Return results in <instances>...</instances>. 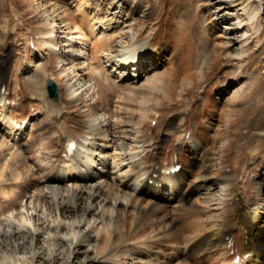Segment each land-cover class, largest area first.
<instances>
[{
    "label": "bare ground",
    "instance_id": "obj_1",
    "mask_svg": "<svg viewBox=\"0 0 264 264\" xmlns=\"http://www.w3.org/2000/svg\"><path fill=\"white\" fill-rule=\"evenodd\" d=\"M53 1L35 25L36 54L24 67V81L42 105L35 108L41 113L32 118L56 119L51 134L38 133L32 143L24 139L27 116L16 111L24 100L11 96V82L0 67V264H202V257L195 262L180 258L192 248L215 251L207 264H264V201L258 197L264 192V159L253 175L246 177V168L241 170L237 183L246 177L243 184L248 183L252 187L248 192L255 196L247 200L257 204L246 202L241 209L236 184L230 181L238 173L223 166L225 135L232 123L229 110L220 123L203 111L177 118L156 141L142 134L147 118L151 125L161 118L157 91L172 99L170 90L177 83L175 59L183 55L178 50L185 42L177 34L174 41L179 45L168 38L175 19L200 21L210 45L201 74L217 49L211 38L214 29L220 31L228 54L239 55L235 63L239 71L251 38L264 24V1L179 0L171 6V0H160L154 9L152 0H77L76 18L67 15L65 0ZM65 20L69 22L62 31ZM91 50L103 60L104 71L101 67L98 73L106 71L104 79L110 80L102 88L92 72L89 78L80 73L79 56L87 58ZM49 54L63 64L57 76L75 77H62L64 86L58 85L56 99L49 97L47 86L45 91L44 72L37 70L46 72L43 57ZM246 74L224 81L218 92H225L227 101L248 95ZM189 76L181 77L178 98L193 88ZM19 81L15 79L16 84ZM109 91H118L117 107L110 104ZM70 105L82 116L79 132L68 125L65 108ZM73 139L78 147L68 149ZM57 141L63 149H55ZM5 149H10L9 156ZM28 149L46 172L38 184L30 178L34 172L25 175ZM190 158L201 160L202 170L194 171ZM177 165L180 169L174 170ZM21 175V181L13 180ZM25 183L34 188L28 196L20 191ZM171 208L185 210L186 224L179 225ZM235 227L243 231L242 239L234 234ZM229 237L234 254L228 248Z\"/></svg>",
    "mask_w": 264,
    "mask_h": 264
},
{
    "label": "rangeland",
    "instance_id": "obj_2",
    "mask_svg": "<svg viewBox=\"0 0 264 264\" xmlns=\"http://www.w3.org/2000/svg\"><path fill=\"white\" fill-rule=\"evenodd\" d=\"M178 1L179 0H171L170 5L172 6L173 3ZM53 2V0H0V67L3 69V71H5L7 80L11 82L9 86L11 96L19 95L24 100L23 106L20 107L21 109H17L16 111H18L17 114L19 115L27 116V121L24 123L26 127L24 139L31 143L37 140L36 135L38 133L49 135L52 133V130L56 126V119L39 118V120H34L32 118L34 114L40 112L35 108L41 107L42 105L39 102V99H37L38 97L36 91H33L31 87H28L27 83L24 81V79L27 78L24 76L26 74L24 73V67L28 63H30L32 54L34 52L36 54V51H34L36 47L34 43H31L34 41L35 37L37 38V36H39L38 33H34L35 25L40 22V18L43 16L44 10L48 6L50 8L51 3ZM65 3L67 15L72 18H76L77 0H65ZM159 3H161L160 0H152L154 9L158 8ZM59 10H61V8H59L57 11ZM57 11L53 12V14H56ZM160 13H162L164 16L166 13V8L161 9ZM60 15H56V17L59 18ZM166 19L168 20V22L173 20L170 15H168ZM68 22V20H65V22H61V24H63L62 27H65L61 28V30L63 29L62 31H66ZM175 23L176 24L173 26L174 28H172L171 30L172 33L169 32V34L171 33L170 35H168L169 40L177 45L179 42L177 41L178 43H175L176 41H174L177 34L181 38L183 37V43L185 42L183 45L184 48L179 47L178 50L179 52L184 51L182 52L183 55L180 59H175L177 68V71L175 72V80L177 81V83L170 90L169 95L172 97V99L163 96L161 90L157 91V95L159 96L158 107L163 109V111L161 112V118H159L157 122L156 119L152 120L153 125L149 124L151 118H147L146 123H144L145 128L142 134H145L146 138L149 139L151 137H154L156 141L158 139V135L161 137L165 135L164 132H169L170 129L173 128L177 118L183 116L190 117L193 114H197L199 116L203 111L211 117L215 118V121L217 123H220L225 120V114L223 112L225 110H229V119L231 118L230 120L232 123L229 131L225 135V137H227V143L224 147V158L226 162L223 163V166H228V170L238 173L235 177H230L231 183L233 184L235 182L236 184L237 194L241 200L237 203V205L241 209L244 208L246 202H248V205H257L255 203H252V200L255 197L254 193L248 192V190L252 191V187H250L248 183L246 185L243 184V182L246 181V177H248L247 175L250 172L251 175H253L254 171H259L263 167L264 24L262 25V28L256 33V37L253 36L254 38H251L250 47L247 50L249 55L244 56L243 60H241L245 65L243 69L239 71H237L235 65L238 59H240L239 55L228 54V48L221 41L222 36H220L219 34L220 31L214 29V34H212L213 37L211 38H214L217 49L212 57H210V66H206L203 74H201L199 68L203 63V60L205 59L204 57L210 54V49L208 47L210 45L208 40L203 37L204 35L202 34L200 21L197 19V17H193L192 20L183 19V23L181 22V20H179L178 22L175 19ZM72 29L75 28L72 27ZM173 30L175 31L173 32ZM61 34L64 33L62 32ZM172 36H174V38ZM92 47L93 44L91 43L89 48L92 49ZM260 52L261 57H258L257 54H259ZM89 54L91 56L89 55L87 58L84 55L79 56V60L81 61V63H79V65H81L80 73H82L83 77L89 78L92 72V75L94 77L93 81L96 83V85H98L99 87L101 86L102 88L103 82L110 81L108 79H104V76H107L106 71L105 75H103L104 73H98L99 69L102 67L101 61L103 62V60H101L100 57L93 55L92 50L91 53L89 52ZM37 55H40V53H38ZM43 64H45L47 67L46 72L44 71V69L40 68H37V70L44 72L41 74L45 76L44 83L47 82L46 78H53L58 85L64 86V84H62V77H66V79L69 80H73L75 78H71L72 74L74 73H71L69 75H62L61 77L57 76V70H59V68H61L63 64H59V62L55 61L53 56L50 54L49 56L43 57ZM101 69L104 71L103 67ZM246 73L249 75V78L247 77L246 81H248V84H250V93L241 97L228 99L227 101L224 98L225 92H223V94L222 92H218L220 90V85L224 81L231 82L233 80V77L235 78L236 74L244 75ZM184 74L191 75V77H189L193 81L194 86L188 91L184 90L182 96H179L178 98L177 86L179 88L182 87L179 86V81ZM53 75H55L56 77ZM16 78L20 80L18 84H16L15 82ZM113 78H115L114 75ZM21 81L23 83H21ZM21 85H24L25 87L21 89ZM44 87L46 91L45 84ZM204 88H206V90H202ZM109 93L113 95L110 104L112 105V107H117V102L120 100L119 96L117 95L118 91H109ZM226 95L228 96V94ZM64 97L65 99L69 98L67 96ZM203 97H205V100H207L206 109H203L202 107ZM135 102L136 101H133V105L137 106ZM56 110L58 112V108ZM66 110L68 112L66 116L68 125L77 132L81 131L82 123L79 121V118H81L82 116L79 114L77 108H74L72 105H70L68 108H65V111ZM33 121L35 122L34 124L31 123ZM222 126H219L220 131L223 130L224 126ZM54 136L55 138H57V135ZM20 140L21 137L19 138V141ZM167 142H170V140L165 141V143ZM57 143L55 149H57L58 147L59 150L60 148L63 149V146L61 145V147L58 141ZM3 152L7 156H9L11 153L10 149H5ZM26 162L28 166L24 169L27 171L25 172V175L26 173H29L30 175V173L34 172L33 174H31L30 178L33 179V182L35 184H38L44 179V173L46 172L40 169V162L36 159L35 154L29 151V149L26 153ZM190 162L191 167L194 169V171L202 170L201 168H199V166H201V160L199 161V159L197 160L190 158ZM242 168H246L247 170L245 172L246 177H243L242 182L237 183V181H239ZM13 180L21 181L22 175L18 179ZM20 187L21 194L24 193L26 196H28L34 189L26 183ZM196 196L197 194H194L192 198L195 199L197 205H201L202 202ZM247 196H250L252 200L248 201ZM258 197L262 198L264 201V192L261 191V195H258ZM169 213L171 214V216L180 220V226L186 224L187 220L189 219V216L185 214L184 209L175 210L171 208V211ZM234 234H240L239 237L241 239L243 238V231L240 230L239 227H235ZM192 249L179 254L182 261L189 260L195 262V260H197L199 257H202V264H207L216 256V253H214L215 251H198L196 249L191 251ZM195 264L197 263L195 262Z\"/></svg>",
    "mask_w": 264,
    "mask_h": 264
},
{
    "label": "water",
    "instance_id": "obj_3",
    "mask_svg": "<svg viewBox=\"0 0 264 264\" xmlns=\"http://www.w3.org/2000/svg\"><path fill=\"white\" fill-rule=\"evenodd\" d=\"M47 90H48V95L51 98H57L58 95V84L53 78H48L47 79Z\"/></svg>",
    "mask_w": 264,
    "mask_h": 264
}]
</instances>
